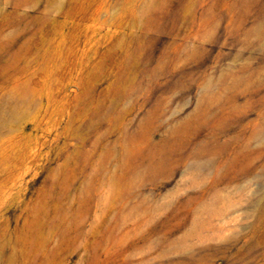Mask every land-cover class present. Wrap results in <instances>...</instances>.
<instances>
[{
    "label": "rangeland",
    "instance_id": "obj_1",
    "mask_svg": "<svg viewBox=\"0 0 264 264\" xmlns=\"http://www.w3.org/2000/svg\"><path fill=\"white\" fill-rule=\"evenodd\" d=\"M0 264H264V0H0Z\"/></svg>",
    "mask_w": 264,
    "mask_h": 264
}]
</instances>
